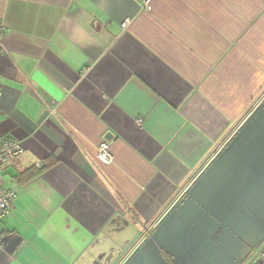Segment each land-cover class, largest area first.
Returning a JSON list of instances; mask_svg holds the SVG:
<instances>
[{"label": "crops", "instance_id": "1", "mask_svg": "<svg viewBox=\"0 0 264 264\" xmlns=\"http://www.w3.org/2000/svg\"><path fill=\"white\" fill-rule=\"evenodd\" d=\"M145 2L0 0V136L25 148L3 169L0 264H122L178 205L198 244L167 264L264 249V0Z\"/></svg>", "mask_w": 264, "mask_h": 264}, {"label": "built area", "instance_id": "2", "mask_svg": "<svg viewBox=\"0 0 264 264\" xmlns=\"http://www.w3.org/2000/svg\"><path fill=\"white\" fill-rule=\"evenodd\" d=\"M150 1L146 0L145 7L150 9ZM130 24V19H126L122 23V28H126ZM8 49L4 43V35L0 34V55H7ZM2 92L0 90V98ZM112 142L103 141L98 148L100 158L108 163L114 161V156L112 154ZM25 153V148L22 142L16 140L15 138L9 136H0V221L4 219L12 210L14 201L16 199V194L6 189L4 184V167L15 160L16 158L22 156ZM42 164H37V168H41ZM1 244V243H0ZM1 247V246H0ZM250 264H264V249L250 262Z\"/></svg>", "mask_w": 264, "mask_h": 264}, {"label": "water", "instance_id": "3", "mask_svg": "<svg viewBox=\"0 0 264 264\" xmlns=\"http://www.w3.org/2000/svg\"><path fill=\"white\" fill-rule=\"evenodd\" d=\"M263 104H261L256 110L255 112L252 114V118L254 117H257L258 116V121L260 122L261 125L264 124V120H262V114H261V111H262V108H263ZM238 177V179L241 177L242 179H245L247 182V177L243 176V175H240L239 174L236 176V178ZM240 180V179H239ZM242 183H245L244 181L240 180ZM179 206V205H178ZM178 206L173 210V212H171L169 215H167L164 220H162V222L159 224L158 226V230L157 232L155 233V235L151 238V239H154V240H157V238H160V240H165L163 239V232L167 231V230H171L174 234H175V239H178L180 238L181 239V247H182V244L185 243V242H192V243H195L194 241L197 242L198 244V239L195 238L196 240H191V239H187L185 238L184 236L187 234L191 235H196L197 231H196V228L198 227L197 224H193V222L191 221L190 223L189 222H185L184 221V227L182 226V222H181V219L180 218V213L181 212H176L177 211V208ZM172 216H178V222H172L171 221V218ZM183 227V229H182ZM177 229V230H176ZM198 229V228H197ZM182 230V232H181ZM199 230V229H198ZM196 231V233H195ZM182 234V235H181ZM2 243L6 244L5 245V249L7 251L8 254L10 255H13L16 248L18 247V245L20 244V239H9V238H4L1 240ZM210 240H207L206 242H208ZM139 251V250H138ZM146 259H148V257H146ZM160 261L161 263L158 262V258L157 257H150L149 256V263L148 264H167L166 260L161 256L160 258ZM135 258L132 260L131 259V262H128L125 263V264H143L145 261L147 260H144L142 259L144 262H134ZM130 261V260H129ZM179 264V262H177Z\"/></svg>", "mask_w": 264, "mask_h": 264}, {"label": "rangeland", "instance_id": "4", "mask_svg": "<svg viewBox=\"0 0 264 264\" xmlns=\"http://www.w3.org/2000/svg\"><path fill=\"white\" fill-rule=\"evenodd\" d=\"M123 243L124 248L117 249L116 252H118V254L114 256V260L123 261L122 259H124L122 264L127 263V261L131 262V259L133 260L134 258V262H141V260L144 259L147 261L144 262L142 260V262H144L143 264H148L150 262L149 256L152 258L157 257L158 262L161 263L159 258L166 248L181 250L180 238L169 240H160V238H157V240H154L150 239L149 235H145L140 238L124 239ZM119 252L122 254L119 255ZM127 253L129 254L127 255ZM146 257H148V259H146Z\"/></svg>", "mask_w": 264, "mask_h": 264}, {"label": "trees", "instance_id": "5", "mask_svg": "<svg viewBox=\"0 0 264 264\" xmlns=\"http://www.w3.org/2000/svg\"><path fill=\"white\" fill-rule=\"evenodd\" d=\"M46 167H49V165L44 166V164H42V167L41 168H38L39 171L33 172V174L31 175V178H34L35 176H37L39 174V172L42 171L43 169H45Z\"/></svg>", "mask_w": 264, "mask_h": 264}]
</instances>
